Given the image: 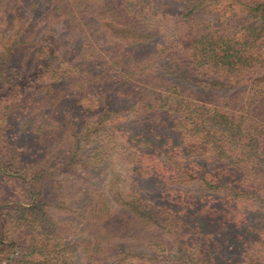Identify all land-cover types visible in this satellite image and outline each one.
Listing matches in <instances>:
<instances>
[{
	"label": "rangeland",
	"instance_id": "rangeland-1",
	"mask_svg": "<svg viewBox=\"0 0 264 264\" xmlns=\"http://www.w3.org/2000/svg\"><path fill=\"white\" fill-rule=\"evenodd\" d=\"M83 1L84 7H76L81 16L74 21L55 11L53 6L62 0H0V58L8 56L24 75H35L32 87L16 90L6 99L0 108V127L13 144L25 150L33 171L67 156L72 145L68 121L81 129L97 123L106 109L113 112L105 127L95 133L91 130L94 136L86 145L92 179L79 172L50 173L55 181H66L65 208L53 210L67 223L66 264H181L172 257L178 249L176 242L198 259H206L203 264H264V182L253 176H232L224 160L199 154L198 138L189 132L182 135L180 119L164 113L160 120L153 117L170 98L184 101L181 107L192 102L214 110L220 97L246 89L252 73L234 78L221 67H186L193 61V40L216 28L231 44L253 52L252 63L261 64L254 71L256 84L264 85L260 16H245L236 0H139L133 13L137 22L124 25L106 12L102 0ZM69 2L80 4V0ZM89 19L96 21L100 36L73 27L86 26L79 21ZM133 32L141 37H132ZM49 56L56 59L46 74L37 76ZM121 62L136 69L142 77L139 80L144 74H162L166 82L157 86L167 97L160 104L152 103L155 109L142 103L140 90L118 86L113 77L105 76V71L116 72ZM184 69L197 78V84H188L183 95L176 94L173 84L182 80L184 75H177ZM169 73L176 78L171 80ZM7 74L2 66L0 87ZM210 85L214 87H206ZM259 91L252 95L258 98ZM244 114L240 109L233 111L236 119ZM167 149L193 170L189 176L164 166L160 159ZM194 172L260 197L237 198L230 190H208ZM18 196L27 206L19 184L3 178L0 200L15 204ZM133 197L158 210L165 224L143 223L122 201ZM20 216L27 213L9 216L12 221L7 229L12 234L21 228ZM97 243L103 249L95 255L92 250ZM140 252L148 256V262H137Z\"/></svg>",
	"mask_w": 264,
	"mask_h": 264
},
{
	"label": "trees",
	"instance_id": "trees-1",
	"mask_svg": "<svg viewBox=\"0 0 264 264\" xmlns=\"http://www.w3.org/2000/svg\"><path fill=\"white\" fill-rule=\"evenodd\" d=\"M69 1L62 0V3L53 7L56 12L72 16L71 20L78 21L81 12L76 7H84L85 1L80 0V4H76V6L74 2ZM138 1L102 0L106 12L114 15L115 19L124 25L137 22V17L133 13L136 12L137 6L140 5L137 4ZM235 2L237 8L240 6V10L246 12L245 16L252 14L259 15V24H261V28L264 30V0H249V2L236 0ZM93 6L92 9L97 11V5ZM130 7H133V12L130 10ZM89 20L85 22L79 21V23L86 26L74 25L73 27H81L82 30L87 29L95 34L96 32L99 33L96 21L93 19ZM220 31L216 28L215 31L193 40L192 47L194 50L191 52L193 61L187 62L186 67L191 70L195 66L201 68L211 67L214 69L221 67L227 70V76L229 74V76H233L234 78L242 77L244 74H252L251 77L247 78L246 89L235 96L220 97V104L214 110L205 104H194L192 102H185L181 107L180 102L184 101H175L173 98H170V103L161 105V101L167 96L164 97L161 93L162 88H158L157 86L162 81L166 82L160 73L156 76H152L153 73L149 75L144 74V79L139 80L142 77L139 76L138 71L136 69H129L127 64L121 62V64L117 65L116 72L110 73L111 70H108L104 74L105 76L109 75L113 77L118 86H128L130 89L135 88L136 90H140L139 95L142 98V103L146 101L150 109H155L152 103L160 104V107H158L159 111L153 114L154 119L160 120L163 113L165 115L171 114V117L180 119L179 123L183 127L182 129H184V132L181 130L182 135L188 136L187 132H189L190 135H193L191 136L192 138H198L200 144H198L199 146L196 149L200 151L199 154L210 155L219 160H224L227 165L226 170L232 176L236 174L248 178L253 176L257 178L256 181L264 182V85L260 86V84H256L255 79L257 77L254 72L257 71L255 69H258L261 64L259 62L252 63L253 52L244 50L243 48L239 49L237 44H231ZM96 35L100 36V34ZM132 37L141 36L137 32H133ZM262 43H264V38L262 39ZM157 57L160 58V56ZM10 59L8 56L4 59L0 58V70L2 66H5L8 72L7 78L3 79V84L0 87V108L3 107L7 98L11 97L10 94L14 92L16 94V90L24 92L28 90V87H32L35 84V75H24ZM54 59H56L54 56L46 58L45 65L37 73V76L46 74L48 72L47 68L51 67ZM261 59H264V57ZM150 69L151 67L148 66L147 70ZM182 75H184L182 77L183 81L179 80L178 83L173 84V87L175 89L174 93L180 94L181 92L183 95V92L186 93L188 84H197V78L188 72L187 69L180 72L177 77H181ZM103 77L104 75L102 74L100 79L103 80ZM156 77L157 79H155ZM169 78L173 80L172 78H176V74L169 73ZM252 78L253 81H251ZM206 87H210L211 89L214 85ZM259 89L257 98L254 94ZM252 93L254 94L252 95ZM172 94L170 97H172ZM247 97L249 99L246 106H242ZM235 109H240L245 114L236 119L233 116ZM181 117H183V120H181ZM109 119H113V112L108 108L101 115L100 119L97 120V123L84 124L81 129L76 128L68 121L66 125L71 130L72 137L69 153L59 161L57 160L52 166L40 168L36 172L28 166L29 161L25 150L13 144L0 127V181L3 178H11V180L17 182L29 202L27 206H23L21 196L15 199L17 201H15V204L10 202L9 199L0 200V264H60V262L66 264L67 257L64 255L66 249L63 245L64 240H66L67 223L64 220L61 221L53 214V210L65 208L66 181L64 179L55 181L50 173H54V176H56L55 173L60 174L63 172L67 174L69 172H79L81 173L80 176L92 179V162L88 157L86 145L92 140L93 134L98 130L97 128L102 129L105 127ZM247 122L249 123L247 124ZM92 129L94 133L91 132ZM160 160L165 162L164 166L167 168L173 167L181 170L183 175L189 176L190 172H193L175 154H172V149L164 150ZM194 173L193 175L198 177L197 172ZM197 180L201 183L202 187L211 191L226 189L230 190L237 198L238 195L260 197L255 192L250 193L248 189L230 188L228 186L230 184L223 181L216 182L210 180L207 176H200ZM7 197L10 198V194H7ZM122 201L143 223H152L160 227L165 224L164 219L160 216V212L155 210L150 204L140 203L134 197L127 200L123 199ZM11 212L27 213L26 217L20 216L19 224L21 228L18 233L14 232L12 234L7 229L8 223L12 221L11 217H9ZM127 231L129 232L128 229ZM176 246L178 249L176 254L172 256L174 262H180L181 264L207 263L206 259H198V256L193 252L188 253L184 250L183 245L181 246L176 242ZM102 249V244L97 243L92 251L96 255ZM138 254V256H135L137 262H148L146 254L142 252ZM95 258L96 256L92 257V259ZM149 261L153 263L152 258Z\"/></svg>",
	"mask_w": 264,
	"mask_h": 264
}]
</instances>
